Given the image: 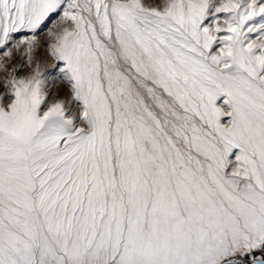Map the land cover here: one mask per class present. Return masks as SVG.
I'll return each mask as SVG.
<instances>
[{
	"label": "snow or ice",
	"instance_id": "snow-or-ice-1",
	"mask_svg": "<svg viewBox=\"0 0 264 264\" xmlns=\"http://www.w3.org/2000/svg\"><path fill=\"white\" fill-rule=\"evenodd\" d=\"M0 264H264V0H0Z\"/></svg>",
	"mask_w": 264,
	"mask_h": 264
},
{
	"label": "rangeland",
	"instance_id": "rangeland-1",
	"mask_svg": "<svg viewBox=\"0 0 264 264\" xmlns=\"http://www.w3.org/2000/svg\"><path fill=\"white\" fill-rule=\"evenodd\" d=\"M59 86H61V87H62L63 85H59Z\"/></svg>",
	"mask_w": 264,
	"mask_h": 264
}]
</instances>
